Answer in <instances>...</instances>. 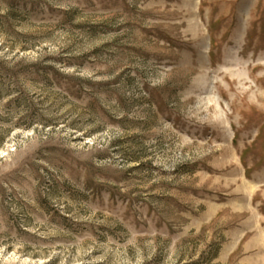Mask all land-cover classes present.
I'll use <instances>...</instances> for the list:
<instances>
[{
    "label": "rangeland",
    "instance_id": "rangeland-1",
    "mask_svg": "<svg viewBox=\"0 0 264 264\" xmlns=\"http://www.w3.org/2000/svg\"><path fill=\"white\" fill-rule=\"evenodd\" d=\"M0 264H264V0H0Z\"/></svg>",
    "mask_w": 264,
    "mask_h": 264
}]
</instances>
